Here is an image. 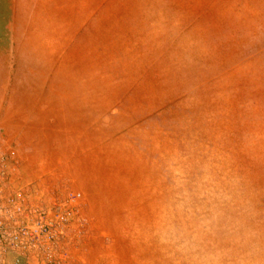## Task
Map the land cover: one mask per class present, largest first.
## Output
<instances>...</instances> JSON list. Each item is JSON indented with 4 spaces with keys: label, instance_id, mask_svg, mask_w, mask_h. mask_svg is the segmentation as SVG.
<instances>
[{
    "label": "rangeland",
    "instance_id": "obj_1",
    "mask_svg": "<svg viewBox=\"0 0 264 264\" xmlns=\"http://www.w3.org/2000/svg\"><path fill=\"white\" fill-rule=\"evenodd\" d=\"M3 63L0 177L73 215L0 264H264V0H0Z\"/></svg>",
    "mask_w": 264,
    "mask_h": 264
},
{
    "label": "built area",
    "instance_id": "obj_2",
    "mask_svg": "<svg viewBox=\"0 0 264 264\" xmlns=\"http://www.w3.org/2000/svg\"><path fill=\"white\" fill-rule=\"evenodd\" d=\"M73 197V196H72ZM76 197V196H75ZM72 199V198H71ZM73 213L62 209L60 206L39 207L31 199L25 190L15 186L10 179L5 178L1 173L0 177V240L3 241L4 236L8 235V220L15 221L16 230L12 235V243L15 248H22L27 251L24 257L30 256L35 252V242L33 240H41L42 238L54 239L52 230L56 229L58 233L61 227ZM58 227V228H57ZM28 228H35V237H31ZM23 237L31 238L30 244H20Z\"/></svg>",
    "mask_w": 264,
    "mask_h": 264
},
{
    "label": "bare ground",
    "instance_id": "obj_3",
    "mask_svg": "<svg viewBox=\"0 0 264 264\" xmlns=\"http://www.w3.org/2000/svg\"><path fill=\"white\" fill-rule=\"evenodd\" d=\"M11 67H12V65H11ZM1 69H2L3 73L5 74V76H2V77L0 76V103H1L2 106L7 105V106H9L11 108L19 107V108H23V109H32V108L43 106L42 103H40V104H38V103L37 104H35V103L30 104L29 103V97L30 96L25 94V89H24L22 84L16 83V86L13 89L14 90L13 93L12 94L6 93V91L10 88V82L9 81H10V78H12V76H10L12 74V68H10V66H7L6 63H3ZM16 78H17V74H16V76H14L13 79H16ZM43 84H45V83H43ZM19 91H22V92H19ZM14 92H15V94H14ZM17 92H19L21 94H16ZM34 94H35V95H33L34 99L37 98V97L39 99H41L42 95H43V94L41 95V93L39 95L36 92H34ZM47 95L52 97V98L54 97L53 95H51L49 93ZM20 97H22L23 100H20ZM26 98H27V100H26ZM2 99H3V101H2ZM53 99H55V98H53ZM26 103H29V106H26L25 105ZM5 110H7V109H5ZM42 118L36 117V118H33L32 121L35 122V124H37L39 121L43 120ZM19 119H21V118H19ZM21 120L23 121V119H21ZM27 120L28 119H25V121H27ZM7 121H10V120H7Z\"/></svg>",
    "mask_w": 264,
    "mask_h": 264
}]
</instances>
